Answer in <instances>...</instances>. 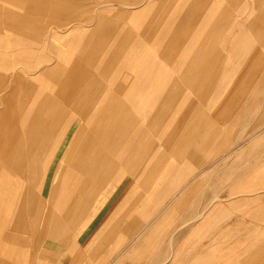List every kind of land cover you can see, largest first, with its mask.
<instances>
[{"label":"crops","instance_id":"obj_1","mask_svg":"<svg viewBox=\"0 0 264 264\" xmlns=\"http://www.w3.org/2000/svg\"><path fill=\"white\" fill-rule=\"evenodd\" d=\"M256 1L0 0V264L40 221L21 264H264V61L226 104L217 82Z\"/></svg>","mask_w":264,"mask_h":264},{"label":"rangeland","instance_id":"obj_2","mask_svg":"<svg viewBox=\"0 0 264 264\" xmlns=\"http://www.w3.org/2000/svg\"><path fill=\"white\" fill-rule=\"evenodd\" d=\"M86 2V4L90 5V4H94L95 0H83ZM246 2L248 4H250L252 2V0H246ZM256 2H261L264 5V0H257ZM248 8L247 10H238L237 8L234 9V11L232 12V21H234V29L231 32H225L223 34V39L222 42L220 43V49L222 51H226V52H233L234 50L236 51H247V49H253V48H257V52L255 53V56H252L250 58H246L244 56L241 57H231V58H220L218 61V66L223 67L225 71L224 74L221 73V75L219 74L217 77V82H222L224 83V90H223V94H221L219 96L218 99L222 98V102L223 104L228 103L230 100H232L236 93H237V89L240 85V83L242 81H244V79L248 76V74L252 71H254L255 67L257 65L262 66L263 64H261L262 61H264V30L263 32L258 36V39H253L247 42H240V41H234L232 40L233 37H240L242 36L241 32H238V28L236 27V23L241 22V26H245L248 24V22L251 19V14L249 12ZM66 30V26L62 27V31ZM233 45H236L237 47H233ZM244 45V46H243ZM243 46V47H241ZM224 106V105H223ZM213 109V106H210V110ZM223 107L221 109H219V111H215V113H211V120H212V124L215 125L217 124L219 119V115L221 114ZM157 146H159V141L156 142ZM61 156V153H58L57 156L55 157V159L53 160L52 165L50 166V170L48 173L49 179H50V183H52L53 181V177L54 174L57 170V166L58 163L60 162L59 157ZM110 157V155L105 156L104 159L99 158L98 161V165L99 167H110L112 165V163H109L111 161V159H108ZM125 157V155H120L119 158H117L115 156V160H112L113 165H115V167L117 166V164H119L120 166L121 163H125L126 164V159H123ZM107 158V159H106ZM118 162V163H117ZM124 164V165H125ZM97 172L93 171V172H89L86 176H82V181L83 183H87V182H93L94 179V175ZM81 176L79 175H74L72 177V181L71 183H77L78 179ZM50 188H48V193H49ZM47 194V193H46ZM45 194V195H46ZM66 199H76L78 196V188L77 187H70L67 188L66 190ZM60 209V210H59ZM51 210H55L56 215H60L62 213L61 211V206L59 207V205L56 204V207H52L51 206ZM20 237L18 238V241H21L24 243V246L21 248L20 246L17 245V250L19 247V254H17V256H14L13 253H9L7 256H5L7 258L8 261L13 260V258H15V260L17 261V263L21 264V263H25L26 259H28V256L30 255L31 251L40 246V244H42V242L45 241L46 237H48V235L45 233V226L44 223L42 221L39 222L38 225H36V228L34 229L33 233H23L22 235H19Z\"/></svg>","mask_w":264,"mask_h":264},{"label":"bare ground","instance_id":"obj_3","mask_svg":"<svg viewBox=\"0 0 264 264\" xmlns=\"http://www.w3.org/2000/svg\"><path fill=\"white\" fill-rule=\"evenodd\" d=\"M34 15V14H33Z\"/></svg>","mask_w":264,"mask_h":264}]
</instances>
